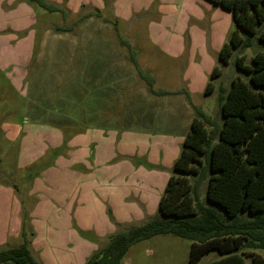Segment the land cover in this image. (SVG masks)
<instances>
[{"label": "rangeland", "instance_id": "374dc122", "mask_svg": "<svg viewBox=\"0 0 264 264\" xmlns=\"http://www.w3.org/2000/svg\"><path fill=\"white\" fill-rule=\"evenodd\" d=\"M45 1L61 11L0 0V127L32 125L23 147L41 153L19 165L22 136L0 135V249L24 241L26 221L42 264H88L110 235L159 215L196 111L222 122L223 90L236 78L250 82L238 56L253 65L264 42L255 37L222 64L237 26L232 11L208 0ZM130 46L157 92L137 72ZM197 176L189 175L193 184ZM190 246L173 233L155 235L119 264H189ZM218 256L206 253L200 264Z\"/></svg>", "mask_w": 264, "mask_h": 264}, {"label": "trees", "instance_id": "16d2710c", "mask_svg": "<svg viewBox=\"0 0 264 264\" xmlns=\"http://www.w3.org/2000/svg\"><path fill=\"white\" fill-rule=\"evenodd\" d=\"M34 1L46 10L61 11L55 3ZM208 1L232 11L237 26L219 53L222 64L228 63L235 49L252 46L255 37L264 42V0ZM242 30L249 35L244 37ZM129 49L137 72L157 92L156 78L142 71L132 46ZM252 59L253 65H248L245 54L237 58L238 67L250 74V82L236 78L231 88L223 90L221 123L196 111L160 199L159 215L110 235L108 244L88 264H119L132 245L167 233L192 241L189 264H200L213 250L220 257L209 264H264V50ZM220 71L219 65L211 71L205 94L213 92L212 79ZM189 175H199L194 184ZM204 179L208 202L199 195ZM25 222L24 241L0 249V264H42L29 245Z\"/></svg>", "mask_w": 264, "mask_h": 264}, {"label": "crops", "instance_id": "0c3cea01", "mask_svg": "<svg viewBox=\"0 0 264 264\" xmlns=\"http://www.w3.org/2000/svg\"><path fill=\"white\" fill-rule=\"evenodd\" d=\"M26 40L30 41V37L26 38L23 41H26ZM28 45L31 47V43L30 44L28 43ZM27 125H29V126L24 128V126H19L17 123L9 122V123H3L0 127V133H2V132L5 133L6 137L9 139V141L19 140L20 137L22 136V138H21V150H20V154L18 155L19 156L18 160L20 162L19 165H24L23 163L26 161L27 162L25 164H27L31 160H35L36 158H39V155L41 154V153L36 154L35 152H32V153L29 152L28 153L27 147L26 146H25V148L23 147V145L26 142V136H27L26 134H28L30 132V129L32 128V125H30V124H27ZM25 131H27L28 133L25 134L24 133ZM54 133L56 134V132H54ZM23 134H25L26 136ZM44 146H46V145H44ZM219 257L220 256H218V258ZM209 263H207V264H209Z\"/></svg>", "mask_w": 264, "mask_h": 264}, {"label": "water", "instance_id": "95a60500", "mask_svg": "<svg viewBox=\"0 0 264 264\" xmlns=\"http://www.w3.org/2000/svg\"><path fill=\"white\" fill-rule=\"evenodd\" d=\"M93 264H97V263L95 262V263H93Z\"/></svg>", "mask_w": 264, "mask_h": 264}]
</instances>
